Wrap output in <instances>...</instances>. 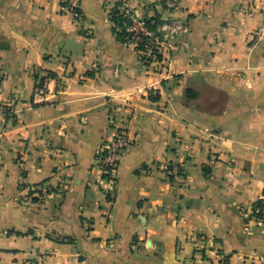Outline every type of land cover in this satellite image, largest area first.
I'll return each instance as SVG.
<instances>
[{
    "label": "crops",
    "instance_id": "obj_1",
    "mask_svg": "<svg viewBox=\"0 0 264 264\" xmlns=\"http://www.w3.org/2000/svg\"><path fill=\"white\" fill-rule=\"evenodd\" d=\"M118 1L0 0V264H264V0H128L186 28L160 66Z\"/></svg>",
    "mask_w": 264,
    "mask_h": 264
},
{
    "label": "built area",
    "instance_id": "obj_2",
    "mask_svg": "<svg viewBox=\"0 0 264 264\" xmlns=\"http://www.w3.org/2000/svg\"><path fill=\"white\" fill-rule=\"evenodd\" d=\"M163 8L167 10L175 9L176 5L173 0H164L162 3ZM73 19H78L80 13L78 11V0H69L68 8ZM117 11L122 18L121 28L125 29V32L132 34L131 38L126 44L132 45L142 62L145 64L162 65L161 47L162 45L174 36L182 34L186 31V28L182 23L176 20L160 21L154 29L148 27L146 19H138L133 11L130 9L128 0H120V4L117 7ZM143 39L145 40L143 42ZM143 42V48L140 44ZM160 54L161 59L158 60L156 55ZM48 85L47 81L40 82V79L35 81L34 94L37 96H43L47 93ZM132 141L128 138L124 129H118L114 132V135L100 150L97 155V165L102 172V175L106 180H112L113 172L117 165V158L119 155L130 145ZM217 162L215 157H210V165H214ZM258 212V208H256ZM217 264H229L226 258L218 260Z\"/></svg>",
    "mask_w": 264,
    "mask_h": 264
},
{
    "label": "trees",
    "instance_id": "obj_3",
    "mask_svg": "<svg viewBox=\"0 0 264 264\" xmlns=\"http://www.w3.org/2000/svg\"><path fill=\"white\" fill-rule=\"evenodd\" d=\"M119 4H120V1H118L115 4V6L113 7V9L111 10V12H110V19H111V21L113 23L112 29H113L114 33L116 34V37L122 43L126 44L128 42V40L131 38L132 34L125 32V29L124 28H121L122 18H121V16L119 15V13L117 11V7H118ZM62 5L65 6L66 3L63 2ZM160 21H161L160 16L158 14H156L154 17L147 19L145 24H147L149 28L154 29L155 26ZM144 41L145 40L143 39V42ZM143 42L140 44V47L141 48H143ZM156 58L158 60H160L161 59V55L160 54H157L156 55ZM35 78L38 79L37 75H35ZM43 81H45V79L44 78H40V82L43 83ZM189 94H190L189 91L186 90V95L189 96ZM257 206L260 207V208L262 207L261 204H260V202L257 203ZM257 216H261V214L258 213Z\"/></svg>",
    "mask_w": 264,
    "mask_h": 264
},
{
    "label": "rangeland",
    "instance_id": "obj_4",
    "mask_svg": "<svg viewBox=\"0 0 264 264\" xmlns=\"http://www.w3.org/2000/svg\"><path fill=\"white\" fill-rule=\"evenodd\" d=\"M217 100V104L218 105H221V103H222V101H223V98H222V96L221 95H219L218 96V98H216ZM206 100H208V101H206V102H202V106H204V107H206L208 104L207 103H210V99L208 98H206ZM204 101V100H203Z\"/></svg>",
    "mask_w": 264,
    "mask_h": 264
}]
</instances>
